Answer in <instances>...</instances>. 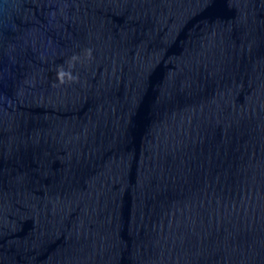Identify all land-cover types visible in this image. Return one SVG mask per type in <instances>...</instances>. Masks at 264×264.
<instances>
[{
  "label": "water",
  "instance_id": "1",
  "mask_svg": "<svg viewBox=\"0 0 264 264\" xmlns=\"http://www.w3.org/2000/svg\"><path fill=\"white\" fill-rule=\"evenodd\" d=\"M0 264H264V0H0Z\"/></svg>",
  "mask_w": 264,
  "mask_h": 264
},
{
  "label": "clouds",
  "instance_id": "2",
  "mask_svg": "<svg viewBox=\"0 0 264 264\" xmlns=\"http://www.w3.org/2000/svg\"><path fill=\"white\" fill-rule=\"evenodd\" d=\"M73 59H75V58H73ZM64 75H66V73H65L63 70H60V71L57 72V78H58L61 82H63V77H64ZM72 78L74 79V77H72Z\"/></svg>",
  "mask_w": 264,
  "mask_h": 264
}]
</instances>
